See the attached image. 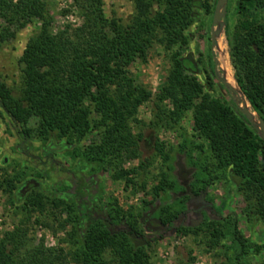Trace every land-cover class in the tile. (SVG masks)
Instances as JSON below:
<instances>
[{"label":"trees","instance_id":"1","mask_svg":"<svg viewBox=\"0 0 264 264\" xmlns=\"http://www.w3.org/2000/svg\"><path fill=\"white\" fill-rule=\"evenodd\" d=\"M131 1L134 13L125 21L108 16L104 0H74L83 17L82 25L55 32L45 0H0L2 41L12 40L18 31L40 22V29L20 58V94H14L0 75L4 106L24 126L36 120V127L25 131L28 135L33 131L48 139L54 133L69 141L93 137L84 149L85 158L113 171L114 179L126 180L129 185L134 171L122 165L127 159L141 156L143 138L133 132L131 122L137 120L139 108L152 95L130 74L129 66L145 61L150 48L158 42L170 52L171 62L158 102L170 101L173 107L161 109L162 114L177 124L191 112L194 137L203 141L196 147L200 152L208 151L209 163L202 171L210 172L213 166L234 184L245 199L246 220L264 225V139L233 99L222 100L209 93L197 76L200 69L194 54L181 52L184 47L189 49V28L201 16L213 15L218 0ZM230 13L228 4L224 22L235 79L253 111L264 120V0H235L234 14L240 17L236 25H231ZM157 149L169 159L163 145ZM173 187L175 182L164 174L153 192L158 196ZM30 188L35 189L33 184ZM20 194L27 200L19 210L52 211L60 228L66 231L64 241L69 248L34 244L27 228L21 226L0 238V264H108V252L114 264H154L153 243L143 234L139 214L124 211L116 199L108 200L103 220L87 212L81 215L74 202L61 197L41 191ZM162 213L164 222L177 215L171 206L163 207ZM64 214L67 217L61 219ZM238 223L237 219L223 227L209 223L205 226L209 235L200 242L217 249L226 247L224 240L231 241L229 248L238 264H247L240 261L249 254L261 255L259 264H264V243L256 245L246 239ZM203 229L182 227L178 232L198 237Z\"/></svg>","mask_w":264,"mask_h":264},{"label":"rangeland","instance_id":"2","mask_svg":"<svg viewBox=\"0 0 264 264\" xmlns=\"http://www.w3.org/2000/svg\"><path fill=\"white\" fill-rule=\"evenodd\" d=\"M45 1L53 18L55 32L82 25L83 17L74 0ZM104 1L108 16L127 21L134 13L131 0ZM228 4L231 5L230 23L236 25L240 17L234 14L235 0H229ZM214 13L201 16L189 28L190 45L189 49H181L183 55L191 51L197 60H208L212 48L210 31ZM39 29L40 22L35 21L18 31L14 39H0L1 80L16 95L20 94L23 83L20 58L30 38ZM218 42L215 54L219 59L220 74H227L228 82L237 88L225 28ZM170 66V52L158 42L150 48L145 61H137L129 66L130 74L152 94L139 108L137 120L131 122L133 132L142 134L143 138L140 141L141 156L127 159L122 165L125 170L134 171L130 174L133 182L129 185L126 180L114 179L113 171L104 170L85 158L84 149L93 137L69 141L54 133L48 139L40 138L33 131L28 135L25 131L35 128L36 120H31L26 126L15 121L0 98V238L23 226L34 244L69 248L64 241L66 231L60 228L52 211L41 213L34 210L28 213L19 210L27 200L26 197L21 198V187L31 179L37 186L28 194L41 191L51 197L64 198L74 202L81 215L87 212L104 220L106 214L103 209L110 198L116 199L124 211L133 210L139 214L143 234L153 243L154 264H238L234 260L235 253L229 248L231 241L224 240L226 247L217 249H209L206 243L200 242L208 237L205 226L212 222L220 223L218 225L223 227L237 219L246 239L256 245L264 243V225L246 220V202L236 186L226 181L213 166L210 172L202 171L201 168L209 163L208 151L200 152L196 147L203 141L194 137L191 112L177 124L168 121L169 118L162 114L161 109L173 107L170 101L158 102V94L166 83ZM208 85L205 87L213 96L227 101L233 99V94L221 82L211 79ZM237 95L244 97L240 93ZM159 144L169 154L168 160L158 152ZM164 174L175 182V187L155 196L153 187L161 182ZM165 206H171L177 214L168 222L163 221L162 208ZM55 212L59 213L58 210ZM66 217L64 214L61 219ZM182 227L204 229L197 237L194 233H179L178 229ZM191 257L194 259L191 260ZM261 259V255L249 254L242 257L240 262L259 264ZM106 260L108 264H114L110 252L106 254Z\"/></svg>","mask_w":264,"mask_h":264},{"label":"water","instance_id":"3","mask_svg":"<svg viewBox=\"0 0 264 264\" xmlns=\"http://www.w3.org/2000/svg\"><path fill=\"white\" fill-rule=\"evenodd\" d=\"M229 0H218L214 17L213 23L211 26V35H212V43L214 47H219L218 39L221 37V34L224 32L225 22L224 17L227 12V5ZM219 63V59H218ZM227 74L223 76L224 85L227 87L228 91L233 94V100L238 107V110L246 116L249 123L255 127L261 138L264 139V120L259 117V115L253 111L251 105L249 104L247 98L245 97L243 91L241 90L240 86L237 83V88L232 86L227 80ZM243 94L244 97H239L237 94Z\"/></svg>","mask_w":264,"mask_h":264},{"label":"flooded vegetation","instance_id":"4","mask_svg":"<svg viewBox=\"0 0 264 264\" xmlns=\"http://www.w3.org/2000/svg\"><path fill=\"white\" fill-rule=\"evenodd\" d=\"M211 45L212 48L210 51V55L208 56V60L206 58V61L204 62V60L200 59L201 60L200 61L195 58V60L197 61V65L200 69V71L196 72L197 76L207 87H209L208 84L211 81V79L217 80V82L219 81L224 85L223 75L220 74L218 58L215 54V47L212 43V35H211ZM200 62L203 63L202 66H200ZM30 184H33V187L37 186V183H35L33 180L30 179L27 180V182L21 187V191L29 192L31 190V188L29 189Z\"/></svg>","mask_w":264,"mask_h":264}]
</instances>
